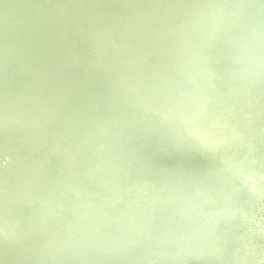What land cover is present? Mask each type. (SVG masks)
Instances as JSON below:
<instances>
[{
	"label": "bare ground",
	"instance_id": "obj_1",
	"mask_svg": "<svg viewBox=\"0 0 264 264\" xmlns=\"http://www.w3.org/2000/svg\"><path fill=\"white\" fill-rule=\"evenodd\" d=\"M263 210L264 0H0V264H259Z\"/></svg>",
	"mask_w": 264,
	"mask_h": 264
},
{
	"label": "water",
	"instance_id": "obj_2",
	"mask_svg": "<svg viewBox=\"0 0 264 264\" xmlns=\"http://www.w3.org/2000/svg\"><path fill=\"white\" fill-rule=\"evenodd\" d=\"M191 120V119H190ZM204 137H205V139H210V135L209 134H204ZM200 138H201V136H200ZM221 139H216L215 140V142L214 143H217V144H219L220 145V143H221ZM257 221H258V223H259V225L260 226H262L261 227V229H260V233H259V236H258V240H259V242H262V243H264V210L261 212V214H259L258 216H257ZM130 247V246H129ZM137 250H140V249H136L135 251H137ZM150 252V251H149ZM77 254V250L73 247V248H68V249H65L63 252H62V256H64L65 258H70V257H73V256H75ZM155 255H157L158 256V252H156L155 251V249H154V247H152L151 248V257L149 256V257H147V258H150L149 259V264H156L155 263V261H156V259H154L155 258ZM157 258H160V264H169V262L168 261H170L169 259H168V257L167 256H165V255H160L159 254V257H157ZM241 261H243V259H238L237 260V263H239V262H241ZM264 260H258V263L259 264H262V262H263Z\"/></svg>",
	"mask_w": 264,
	"mask_h": 264
}]
</instances>
